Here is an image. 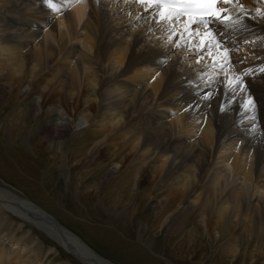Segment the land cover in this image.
<instances>
[{"label":"bare ground","instance_id":"1","mask_svg":"<svg viewBox=\"0 0 264 264\" xmlns=\"http://www.w3.org/2000/svg\"><path fill=\"white\" fill-rule=\"evenodd\" d=\"M52 4L0 0V100L13 104L0 123V264H117L45 206L72 219L67 193L79 201L90 195L116 216L122 202L130 218L127 199L139 193L142 179L160 185L163 207L175 202L172 212L157 216L158 230L186 232L195 246L210 248L204 264H264V237L249 244L252 233L264 231V68L249 71L264 62V17L256 12L264 0H239L246 11L233 5L226 24L211 21L228 60L217 49L201 51L198 36L188 38L187 18L161 22V7L146 11L137 0ZM244 71L252 74L244 77L249 91L233 93ZM249 96L254 110L244 107ZM29 114L35 129L27 127ZM16 138L24 154L11 144ZM126 163L135 164L124 173ZM81 171L94 181L111 175L116 195L105 197V180L103 195L94 191ZM91 201L85 197V211ZM245 201L249 211H261L259 231L252 232L256 217L241 212ZM81 214L74 218L82 229L97 239L107 232L104 240L126 261L163 264ZM192 220L199 223L187 226ZM139 231L138 241L153 248Z\"/></svg>","mask_w":264,"mask_h":264},{"label":"rangeland","instance_id":"2","mask_svg":"<svg viewBox=\"0 0 264 264\" xmlns=\"http://www.w3.org/2000/svg\"><path fill=\"white\" fill-rule=\"evenodd\" d=\"M0 106H1L0 107V123H1V121H3L4 118L5 119L9 118V114H10L9 112L12 109L11 107H13V104L10 103L8 105V107H10V108H8L0 100ZM23 110H25V108ZM58 114H62V112L60 110H58ZM30 116L31 115L29 114V118H27V120H29V124L27 125V127L35 129L37 127L36 121L33 118H31ZM40 119H39V121H40ZM2 136L3 135H1V137ZM58 139L61 142L66 141L65 137H61V138L58 137ZM59 140H57V141H59ZM72 140L74 141V139H71V137H70V138H68L67 141L69 142V144H72V142H73ZM16 142H17V138L14 140V142H11V144L13 146H15V149H17V151L19 150L20 153L24 154L22 151H20V148L18 146L19 145L18 142L17 143ZM33 144H34V140H33ZM29 154L30 153H25V155H27V156ZM134 164L135 163H130L127 165V163H126L125 164L126 166L124 165L123 169H122L125 171L124 173H126L127 170L130 169L131 167L133 168ZM127 167H129V168H127ZM212 169H214V168H212ZM92 170L89 172L91 173ZM84 173H85L84 171H81V174L83 176L84 175L86 176V178H85L86 181L90 180L89 182H91V181L93 182L94 188H92V189L94 191H96L95 189H97L99 191V193L101 195H103V192L101 191V189L104 188L103 190H104V195H106L105 197L110 198L111 196L113 197L116 195L114 191L112 192L110 190V188L113 187L112 189H114L115 186H117V183L115 181L113 182V180H112L113 183L110 182V180L112 179L111 175H106V174L98 175L97 179L94 181L93 179L90 178V174H88L87 172L85 174ZM102 180H105V182L103 183L102 188L100 189L99 188V187H101L100 182ZM107 180H109V181H107ZM56 181H57L56 185L59 184L57 187H59L60 190H62V193L63 194L67 193L66 189L63 185L64 183L60 182L58 178H56ZM141 182H142V183H140V186H141L140 189L141 190L139 189V193L135 194V196H133V197L128 196V199H127V201L130 202V205H131V206H129V208L131 207V210L133 208V211H135V213L132 211V215L130 218L125 217L123 215V211L125 209L124 208L125 206H123V204H121L122 202L121 203L119 202V204L116 206V209H114V210H116L117 214L118 213L121 214V215L118 214L116 216V215H113L109 211L106 212L107 211L106 209L103 210L102 208H97L94 204L95 201L92 199V197H90V195L80 196L79 197L80 201H79L76 196H74L71 193H67L68 195H70V198L72 200L71 202L73 203V204L69 203L70 206L75 205V207L76 206L80 207V209H77L74 206L72 207L73 209L71 208L73 210L72 214H74V215L71 214L73 217L72 219L64 218V217H62V215L59 212L54 211L52 209H49L50 207H47V206H45V207L48 210H51L53 213H55V215L57 217H59L61 222H63L67 226H69L71 229H73L79 235H81L91 246H93L94 249L99 251L101 254H104L105 257H107L108 259H111L113 262H115L117 264H131V263L126 261V257H124V253L121 251L120 248H118L117 246H114L111 243L104 240L105 237L108 238L110 236V235H108L107 232H103L102 235L98 239L96 236H92L89 233H86L82 229L79 220L74 218L76 215H78L79 211H80V213H82L81 215L84 216L87 221H88V219H90L89 222H93L94 224H96V226H97V227L95 226L96 228H100V229L105 228V229H108V231L113 230L116 233L118 238H120L121 240L123 239V241L125 240L127 243L131 242L133 244L138 245L141 248H144L143 250L150 257L157 258V260L161 261L163 264H167V262H165L163 260V258L160 257V255L168 257L169 259H172V260L175 259L178 262H181L184 264H204V262H206L212 254V251L210 248H208V247L201 248V245L195 246L197 239L194 238L193 240H191L187 236L186 232L185 233H181V232L179 233L177 231V232H173L171 234L170 233L166 234L165 231H163L161 229H159L160 231L158 230L157 216H160L161 214H164L167 212H172L174 207H175V202L170 201V203H168L165 207H163V204H162L163 201H161L162 197H159V195L161 193V191H159L160 185L153 183L151 181L149 182L148 179H142ZM61 184H62V186H61ZM157 185H158V187H157ZM127 188H128V186H127ZM24 190H25V192H27L26 191L27 189H24ZM72 190H74V189H72ZM156 190H158V191H156ZM73 192H75V191H73ZM107 193L108 194L110 193L109 194L110 196H107L108 195ZM152 194H153L154 198L152 200H148L147 196H151ZM140 195H142V196L140 197ZM122 196H126V195L122 194ZM30 197L32 199L36 200L35 197H32V196H30ZM85 197L88 200H92L91 201L92 203L90 202L89 205L86 203V206H85L86 211L82 207V204L85 203L84 202ZM46 204H48V203L45 202V205ZM51 205H52L51 203L48 204V206H51ZM249 205L250 204L247 203L246 201L243 202V204H241V206H240V209H242L241 212H242V214H244V216L246 214L248 215V212H249L250 216L248 215V217L251 220L254 219V217H256L254 219L255 221L252 220L253 221L252 224H253V228H254L252 232L259 231L261 229L260 228L261 227L260 218H262L261 217V211L256 212L257 213V215H256L255 212L252 211L251 209L249 211ZM111 208L113 209V207H111ZM122 208H124V209H122ZM87 211L91 214L90 217L87 216ZM258 215H260V216H258ZM197 222H198V220L197 221L192 220L189 223H187L186 225L189 227L195 226ZM257 225H259V226H257ZM124 226H125V228H124ZM240 226H242V225H240ZM140 229L143 232V237L145 240H147V241L152 240L153 248L148 247L146 245H143L142 243H140V241H138V235H139L138 233L140 232L139 231ZM129 231H130V233H128ZM100 232H101V230H100ZM262 232L260 230L259 233H256V232L252 233V238H251V241L249 242L251 247H253V245H255V244H258V243L261 244L263 242L262 240L264 237V235H263L264 231H262ZM261 233H262V235H261ZM191 238H193V237H191ZM243 242H244L243 244H245V241H243ZM118 250H120V251H118ZM154 250H155V252H154ZM117 252H118V254H117ZM157 254H160V255L158 256ZM215 255L219 256V253H215ZM72 261L75 262V260H72ZM260 262H261V260H260ZM227 264H229V263H227ZM230 264H232V262H230ZM259 264H261V263H259Z\"/></svg>","mask_w":264,"mask_h":264},{"label":"snow or ice","instance_id":"3","mask_svg":"<svg viewBox=\"0 0 264 264\" xmlns=\"http://www.w3.org/2000/svg\"><path fill=\"white\" fill-rule=\"evenodd\" d=\"M50 7H54L52 4V0H46ZM137 2L142 5H146V11L155 7L159 9L161 5L164 6L165 11L159 12V17L161 22L164 20H169L175 25L176 21L179 20L183 16H187V26L185 31L187 32L188 38H192L193 36L199 37L198 47L201 51H208L209 48L217 49L223 52L222 59H229V50L225 47L220 39H217V34L214 33L209 25L212 20H216L221 24H226L228 21L232 19L229 15L230 12L233 11L232 6L235 5L239 7V9L243 12L246 11L242 4H239V0H187L189 5L188 8L177 11L176 15L173 16L171 14L172 10L168 9V3L166 0H137ZM219 5V7L217 6ZM228 7H225V6ZM257 15L264 17V10L257 9ZM192 24L198 25L197 28H191ZM201 29H204L202 32ZM173 31H175V27H173ZM183 33H177V36H182ZM223 67V65H221ZM251 73L248 71H244L239 76L234 78V85L231 88V91L234 93L237 89L248 92L249 91V82H246L244 77L248 76L251 78ZM262 76H264V70H262ZM230 84L233 82L230 81ZM211 94L206 96V99H210ZM257 101L252 96H249L244 107L246 109H255Z\"/></svg>","mask_w":264,"mask_h":264}]
</instances>
